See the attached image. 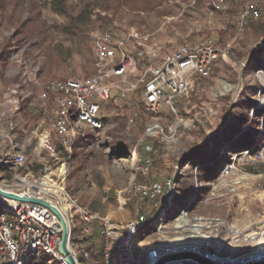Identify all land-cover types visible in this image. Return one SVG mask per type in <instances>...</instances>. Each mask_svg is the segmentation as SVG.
I'll return each mask as SVG.
<instances>
[{
    "label": "rangeland",
    "instance_id": "374dc122",
    "mask_svg": "<svg viewBox=\"0 0 264 264\" xmlns=\"http://www.w3.org/2000/svg\"><path fill=\"white\" fill-rule=\"evenodd\" d=\"M57 1L0 2L2 179L10 183L17 174H38L41 180L50 175L80 207L111 218L117 237L138 210L137 201L128 200V192L135 167L145 156L139 143L152 121L140 109L141 90L131 92L126 100L103 102L108 128L100 133L85 129L71 148L58 147L57 157L41 150V135L50 129L48 117L29 108L21 98L26 92L36 97L47 82L93 74L91 36L96 30L113 28L121 39L132 31L147 36L152 46L161 48L157 51L160 58L186 42L211 40L219 49L228 50L227 56L215 64L211 74L200 76L203 81L198 91L179 102L184 125L177 140L166 143L146 138L154 147L152 179L174 176L178 201L193 192L194 177L204 188L190 218L179 221L181 206L177 202L174 212L163 220L162 231L175 239L181 237L178 226L186 224L190 231V225H202L200 234L208 241L201 243V252L205 253L207 245L214 255L208 259L199 254L202 258L215 264H262L264 241L251 240L249 235H264V35L254 32L264 18V0H222V11H214L217 0H157L160 6L154 11H133L120 0H66L67 15L55 10ZM246 1L259 4L261 15L240 31L234 17ZM103 17L110 20L109 26L104 27ZM130 51L136 52L133 47ZM147 63H139L133 78ZM16 85L20 86L18 93L9 95ZM50 104L53 115L54 104ZM136 112L137 125L132 127L129 122ZM173 120L165 112L163 122L169 125ZM13 143L25 147L33 161L14 167L5 157ZM253 147L263 156L249 153ZM225 162L235 168L231 177L213 182L212 176L220 174ZM200 163L204 165L197 169ZM63 166L62 179L58 170ZM92 227L93 242L100 251V230L95 224ZM157 233L151 228L136 236L137 255L158 244ZM97 259L99 264H118L115 252L109 258L99 254Z\"/></svg>",
    "mask_w": 264,
    "mask_h": 264
},
{
    "label": "built area",
    "instance_id": "2783aa9c",
    "mask_svg": "<svg viewBox=\"0 0 264 264\" xmlns=\"http://www.w3.org/2000/svg\"><path fill=\"white\" fill-rule=\"evenodd\" d=\"M223 3L222 0L214 2V11H222ZM260 15L261 6L246 1L241 11L235 15L234 21L241 31ZM91 40L95 57L93 74L81 79L47 82L36 97L26 92L21 100H27L29 108L48 117L50 129L41 135V150L57 157L58 147L66 150L71 148L83 136L85 129L100 133L108 128L103 115V102L126 100L131 92L141 90L140 109L151 115L152 121L147 124L139 143L145 156L135 167L128 192V200L137 201L136 217L123 225L121 232L114 237L111 218L86 211L66 192H59L70 204V210L64 212L63 201L58 198V193L50 187L44 189L47 187L45 179L41 180L38 174H17L10 183L0 176V188L59 208L68 223L69 250L81 263L99 264L95 257L96 251L91 249L95 229L92 224L97 225L100 230L102 254L109 258L115 252L118 264H158L165 256L190 252L212 259L214 255L209 251V246L206 245L204 254L201 252L200 245L206 241L205 234H200L204 226L190 225L193 227L190 231L186 224L178 226L181 237L175 239L168 238L167 233L162 231L163 220L169 216V212H174L177 202L181 206L179 221L190 218L204 188L201 186L202 182L194 177L196 186L193 192L186 199L178 201L179 185L174 176L152 179L154 160L151 153L154 147L146 143V138H160L166 143L177 140L184 125L179 102L190 96L195 79L211 74L215 64L227 56L228 50L219 49L211 40L186 42L160 58L157 51L161 48L152 46L147 36L132 31L121 39L113 28L96 30ZM130 47L136 52H131ZM142 60L148 61L146 68L133 78ZM19 88L18 85L12 87L9 95H16ZM14 100L19 102L20 99L15 97ZM50 103L54 104L53 115L50 114ZM165 112L174 116L169 125L163 122ZM138 114L136 112L130 120V126L137 125ZM248 151L255 157L263 156L254 147ZM5 157L13 162L14 167H23L33 161L25 147L19 148L16 143H13ZM202 165L204 164L196 165L197 169H201ZM233 169L235 168L231 164L225 162L220 174L212 181L231 177ZM151 228L158 232V244L147 249L144 254L137 255L134 239L139 233H145ZM62 230L59 218L49 208L0 194V264H38L43 256H46V264H66L59 252ZM166 264L199 263L191 258Z\"/></svg>",
    "mask_w": 264,
    "mask_h": 264
},
{
    "label": "water",
    "instance_id": "95a60500",
    "mask_svg": "<svg viewBox=\"0 0 264 264\" xmlns=\"http://www.w3.org/2000/svg\"><path fill=\"white\" fill-rule=\"evenodd\" d=\"M0 194L6 196L8 198L14 199V200L18 199L22 202H27V203L31 202V203L39 204L43 207L45 206V207L49 208L55 215H57V217L59 218V220L61 222V228L63 229L62 234H61V240L59 243L60 244L59 245V252L65 258L66 264H81L77 258H74L71 251L69 250V247L67 244L68 239H69L68 223L66 221L65 216L59 210V208H57V207H55V206H53V205H51L45 201L42 202V201H39V200L34 199V198L28 199V198L22 197L16 193H14V194L8 193V192L2 190V188H0ZM191 258L198 261L200 264H215V263L211 262L210 260L204 259L201 256H199L198 254H194L192 252H190V253H176L173 255L165 256L162 258V260H160L158 262V264H166L168 262L176 261L179 259L186 260V259H191ZM259 264H261V263H259ZM262 264H264V262Z\"/></svg>",
    "mask_w": 264,
    "mask_h": 264
},
{
    "label": "trees",
    "instance_id": "16d2710c",
    "mask_svg": "<svg viewBox=\"0 0 264 264\" xmlns=\"http://www.w3.org/2000/svg\"><path fill=\"white\" fill-rule=\"evenodd\" d=\"M8 0H0L1 3H6ZM120 3L126 7H128L130 10L133 11H154L155 8L160 6V2L157 0H120ZM55 10L63 15L70 14L68 11L66 0H59L57 2H54ZM263 18V17H262ZM253 23V22H252ZM102 24L105 26H109L110 20L107 17L102 18ZM254 32L258 33L260 35H264V18L261 19L255 26ZM37 113L40 114L39 111ZM218 174V173H217ZM217 174L213 175L212 177H217ZM97 232V231H96ZM100 235V234H99ZM97 243L92 242L91 249L96 251L97 249ZM96 251L95 257H97L99 254L102 255V251L100 250ZM98 252V253H97ZM46 256H43L40 258V261L38 264H46Z\"/></svg>",
    "mask_w": 264,
    "mask_h": 264
},
{
    "label": "bare ground",
    "instance_id": "6f19581e",
    "mask_svg": "<svg viewBox=\"0 0 264 264\" xmlns=\"http://www.w3.org/2000/svg\"><path fill=\"white\" fill-rule=\"evenodd\" d=\"M58 171H59V173H60V175H61V177L63 179L64 178V175L66 173L65 167L63 166V167L59 168ZM44 183L47 186L46 187L45 184H43L42 186H45L46 187V188L43 187L44 189H48V187H50L51 189H54L56 191L55 193L65 192V187L62 185V183L56 182L55 180H53L50 177V175H48V176L45 177V182ZM57 195H58V198L63 201L62 202V210L64 212H68L70 210V204H69V202H67V201L64 200V197H63L62 194H57ZM256 237L261 238V241L262 242L264 241V235H262V234L252 233L251 235H249V238H251V240L252 239H255ZM257 256H259V254L254 255V257H252V258H257ZM244 260H247V259H244ZM236 262L241 263V260H238ZM249 262H252V260H250Z\"/></svg>",
    "mask_w": 264,
    "mask_h": 264
},
{
    "label": "crops",
    "instance_id": "0c3cea01",
    "mask_svg": "<svg viewBox=\"0 0 264 264\" xmlns=\"http://www.w3.org/2000/svg\"><path fill=\"white\" fill-rule=\"evenodd\" d=\"M202 81L203 80H200V76L195 79L191 93L194 91H198V89L200 88L202 84Z\"/></svg>",
    "mask_w": 264,
    "mask_h": 264
}]
</instances>
